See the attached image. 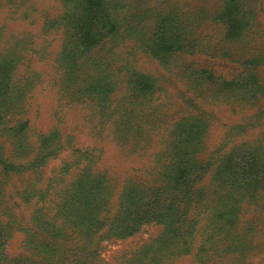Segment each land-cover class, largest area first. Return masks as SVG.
Returning <instances> with one entry per match:
<instances>
[{
  "label": "rangeland",
  "instance_id": "374dc122",
  "mask_svg": "<svg viewBox=\"0 0 264 264\" xmlns=\"http://www.w3.org/2000/svg\"><path fill=\"white\" fill-rule=\"evenodd\" d=\"M120 1L129 13L142 17L143 13L154 16L165 10L175 13L189 28L188 39L202 49L181 55L176 63L164 68L130 42L118 48L129 65L155 79L150 103L141 106L145 113L132 115L143 128L141 131L149 129L152 136L146 148L138 152L129 150L128 144L115 140L109 128L111 123L99 125L98 115L94 116L96 121L86 107L63 101L56 58L67 36L62 28V17L69 7L67 0H0V58L1 52L15 49L22 59L13 79L26 83L24 78L33 77L25 111L19 116L27 119V140L34 142L38 134L57 129L63 136L72 137L73 147L96 149L95 170L105 171L114 180L112 201L116 204L127 180L150 183L157 176L161 161L158 154L164 149L160 140L176 121L185 116L190 121L201 120L205 136L193 157L198 164L213 157L218 168L216 177L213 167L203 172L200 184L205 191L204 200L198 210L189 213L190 223L197 231L194 249L205 246L199 252L205 248L208 251L209 259L204 264H264V0L236 1L247 21L241 34L232 40L225 37V27L219 19L229 0ZM54 21L61 27H50ZM186 62L193 72L205 71L194 75L206 80L196 86L198 91L192 90L184 77ZM211 75L217 80H210ZM2 86L0 80V90ZM13 96L14 93H0V104L10 102ZM151 122L156 123V129H152ZM11 139V133L4 132L0 122V156L8 157L14 165V170H8L0 162V233L5 229L9 233L0 242L4 253L16 258L27 255V250L35 251L24 244L25 233L33 231L30 215L38 206L52 207L49 199L57 198L56 188L62 189L72 182L76 167L70 164V171H66L63 164L76 157L67 146L31 169L28 152L13 158ZM49 212L52 215L54 210ZM161 231V225L149 223L127 239L108 243L101 251L103 260L99 264H149L141 246ZM213 244L220 249L232 244L243 250L233 254L209 250ZM131 256V260L124 259ZM160 264L199 261L194 255L162 256Z\"/></svg>",
  "mask_w": 264,
  "mask_h": 264
},
{
  "label": "trees",
  "instance_id": "16d2710c",
  "mask_svg": "<svg viewBox=\"0 0 264 264\" xmlns=\"http://www.w3.org/2000/svg\"><path fill=\"white\" fill-rule=\"evenodd\" d=\"M236 1L225 3L219 15L229 40L241 34L247 21ZM67 4L69 7L62 17V28L67 36L63 38L56 58L63 101L86 107L96 121L94 116H99V125L105 121L111 123L109 128L118 143L128 144V149L134 152L142 151L152 136L149 129L141 131L143 128L132 115L145 113L141 106L150 103L156 83L154 77L129 65L118 48L130 42L164 68L176 63L181 55L202 49L188 39L189 28L173 12L165 10L154 16L143 13V17L133 15L120 0H67ZM50 24V27H61L58 21ZM16 52L8 49L1 52L0 58V80L4 85L0 93H14L10 102L0 104V122L4 124V132L11 133L9 143L13 145V158L28 152L27 161L33 169L68 146L76 158L63 164V168L70 171V164H73L76 172L71 183L62 189L56 188L57 198L49 199L52 207L38 206L30 215L33 231L25 233L24 244L35 251L27 250V255L12 258L4 253L3 242H0V263L99 264L103 260L101 251L108 243L127 239L143 225L155 223L162 227L160 235L141 246V253L149 264H160L162 256L182 255H194L199 264H204L209 254L206 248L199 253L205 247L202 244L194 249L197 231L190 223L189 213L198 210L204 200L205 191L200 184L203 172L213 167L216 177L218 166L213 157L201 160L199 164L193 157L205 136L201 120L190 121V117L185 116L176 121L170 133L160 140L164 149L158 154L161 161L157 176L150 183L127 180L115 204L112 201L114 180L105 171L95 170L96 149L73 147L72 137L63 136L57 129L38 134L34 142L27 140V119L19 116L25 111L24 103L32 88L33 77L24 78L26 83L13 79V72L22 59ZM188 65L187 62L184 64V77L189 87L198 91L196 86L206 80L194 75L205 71L193 72ZM122 70L126 72L121 74ZM209 77L212 79H207L217 80L212 75ZM192 78L195 85H192ZM127 88L129 92H126ZM151 124L152 129L157 128L156 123ZM0 162L6 164V169L14 170L8 157L0 156ZM33 204L37 203L34 201ZM51 209L54 210L52 215ZM8 234L6 229L2 230L0 238ZM218 247L214 245L209 250L229 254L243 250L232 244L222 249ZM124 259L131 260L132 256Z\"/></svg>",
  "mask_w": 264,
  "mask_h": 264
}]
</instances>
